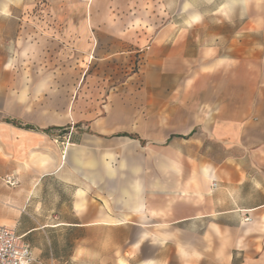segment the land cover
<instances>
[{
	"label": "crops",
	"instance_id": "1",
	"mask_svg": "<svg viewBox=\"0 0 264 264\" xmlns=\"http://www.w3.org/2000/svg\"><path fill=\"white\" fill-rule=\"evenodd\" d=\"M40 1L0 0V223L44 264H264V23L234 29L242 2L214 0L208 43L193 49L204 16L189 0H64L59 14ZM144 48L162 68L193 51L207 87L188 127L167 130L122 188L106 141L58 144L72 108L57 86L90 53ZM103 138L146 144L128 130Z\"/></svg>",
	"mask_w": 264,
	"mask_h": 264
},
{
	"label": "rangeland",
	"instance_id": "2",
	"mask_svg": "<svg viewBox=\"0 0 264 264\" xmlns=\"http://www.w3.org/2000/svg\"><path fill=\"white\" fill-rule=\"evenodd\" d=\"M189 1L194 5V14L204 16L200 21L203 28L195 36V44L190 45L196 49L198 39L201 40V47L208 43V13L214 7V0ZM236 1L242 2L237 7L242 21H234V29L246 22L250 29L258 25L262 27L264 22H257L256 18L257 13L264 12V0ZM62 2L64 0H56L53 5V0H41L38 7L42 14H59L64 12ZM188 8L190 5L185 3L186 15L192 13ZM44 22L49 23L48 20ZM187 39L193 40L191 32ZM186 53V61L175 68H162L161 63L150 61L152 55L145 48L125 54L124 58H102L97 53H90L86 67L80 70L73 67L72 84L57 86L58 103L67 97L66 101H70L72 108L69 122L57 132L58 144L61 141L65 144L68 141L74 144L106 141V144L99 145L110 157L107 160H110L112 167L120 164L121 185L128 188L130 178L140 177L143 173L144 165L141 163L144 162L145 151L159 150L169 133L167 130L186 129L194 107L199 106L202 88L207 87L209 69L204 67L207 63L199 67L198 63L193 62V51ZM157 54H153V57L161 55ZM70 87L71 96L68 93L66 96L62 90H69ZM121 130L138 133L146 144L127 139L122 140L128 144H113L110 142L114 139L103 138ZM63 136L67 138L62 139ZM167 247L172 249L174 246Z\"/></svg>",
	"mask_w": 264,
	"mask_h": 264
},
{
	"label": "built area",
	"instance_id": "3",
	"mask_svg": "<svg viewBox=\"0 0 264 264\" xmlns=\"http://www.w3.org/2000/svg\"><path fill=\"white\" fill-rule=\"evenodd\" d=\"M6 184L12 186L14 179L4 178ZM216 183H212L215 187ZM0 264H44L33 257L29 244L19 235L15 226L0 223Z\"/></svg>",
	"mask_w": 264,
	"mask_h": 264
},
{
	"label": "trees",
	"instance_id": "4",
	"mask_svg": "<svg viewBox=\"0 0 264 264\" xmlns=\"http://www.w3.org/2000/svg\"><path fill=\"white\" fill-rule=\"evenodd\" d=\"M117 136L118 135H123V136H131V135H129V134H126V133H120V134H116Z\"/></svg>",
	"mask_w": 264,
	"mask_h": 264
}]
</instances>
